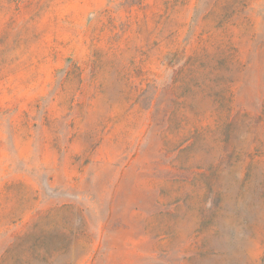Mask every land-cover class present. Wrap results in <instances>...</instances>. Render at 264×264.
<instances>
[{
    "label": "rangeland",
    "instance_id": "1",
    "mask_svg": "<svg viewBox=\"0 0 264 264\" xmlns=\"http://www.w3.org/2000/svg\"><path fill=\"white\" fill-rule=\"evenodd\" d=\"M0 264H264V0H0Z\"/></svg>",
    "mask_w": 264,
    "mask_h": 264
}]
</instances>
